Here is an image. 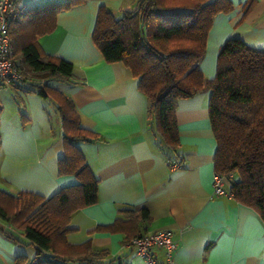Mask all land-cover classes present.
I'll return each mask as SVG.
<instances>
[{
  "label": "crops",
  "instance_id": "crops-1",
  "mask_svg": "<svg viewBox=\"0 0 264 264\" xmlns=\"http://www.w3.org/2000/svg\"><path fill=\"white\" fill-rule=\"evenodd\" d=\"M53 0H16L30 8ZM218 13L207 35L199 66L205 78L215 74L219 46L230 37L264 48V0H255L243 16L241 4ZM136 0H86L60 11L55 28L38 38L47 54L72 64V75L58 88L79 113L81 127L99 135L76 145L99 180L97 201L75 211L66 234L70 244L91 242L105 249L109 264H144L122 232L97 230L126 209L148 210L150 220L139 223L141 234L170 229L177 248L174 264H264V220L250 206L229 195H212L216 140L208 116V92L177 100L175 117L179 145L165 147L150 126L148 98L138 78L120 61H105L91 34L99 6L113 13L133 9ZM37 83V81H35ZM31 80L0 82V189L16 195L31 191L44 197L77 182L58 173L63 155L62 127L57 103L27 90ZM24 115V118H21ZM182 157V166L169 161ZM230 174L225 187L230 185ZM230 178V179H229ZM22 230L0 219V264L16 255L32 256L33 245ZM155 257L162 262L163 251ZM65 264H79L68 262Z\"/></svg>",
  "mask_w": 264,
  "mask_h": 264
},
{
  "label": "trees",
  "instance_id": "trees-1",
  "mask_svg": "<svg viewBox=\"0 0 264 264\" xmlns=\"http://www.w3.org/2000/svg\"><path fill=\"white\" fill-rule=\"evenodd\" d=\"M12 1L8 31L12 60L20 71L18 80L29 78L25 67L38 79L27 90L57 103L63 132L58 173L77 179L49 197L31 191L12 195L0 189V219L20 228L25 238L21 242L35 248L32 256L16 255L12 264H109L112 259L104 260L105 249H93L90 241L70 244L66 240L73 230L68 227L71 215L95 203L98 193L99 180L76 142L100 137L81 127L72 99L45 82L48 77L67 81L72 64L45 53L38 41L55 28L60 11L86 0H53L30 8ZM254 2L241 4L243 16ZM233 8L231 0H136L133 9L115 16L101 5L91 37L105 61L122 62L138 78V87L148 98L150 126L169 149L179 145L177 100L208 92V116L216 140L214 172L234 174L226 190L264 220V48L230 37L218 48L212 78H205L199 66L213 18ZM121 211H125L123 217L99 225L97 230L122 232L130 241L141 235L139 223L148 222L150 216L146 208Z\"/></svg>",
  "mask_w": 264,
  "mask_h": 264
},
{
  "label": "built area",
  "instance_id": "built-area-1",
  "mask_svg": "<svg viewBox=\"0 0 264 264\" xmlns=\"http://www.w3.org/2000/svg\"><path fill=\"white\" fill-rule=\"evenodd\" d=\"M12 0H0V82L10 83L20 78L18 66L13 62V43L8 31V15L13 11ZM172 169L182 166V157L174 156L169 161ZM225 175L214 173L212 195H229L225 188ZM129 244L140 256L144 264H174V252L177 248L174 234L170 229L156 230L133 237ZM163 251V261L155 257V251Z\"/></svg>",
  "mask_w": 264,
  "mask_h": 264
},
{
  "label": "rangeland",
  "instance_id": "rangeland-1",
  "mask_svg": "<svg viewBox=\"0 0 264 264\" xmlns=\"http://www.w3.org/2000/svg\"><path fill=\"white\" fill-rule=\"evenodd\" d=\"M24 71H25V74L26 75H29V78L27 79V80H31V81H38V79L37 78H35V77H33V76H31L30 75V73H29V71H27V69L24 67ZM40 81V80H39ZM48 85H50V86H53V87H55V88H64V81H62V80H56V79H53V78H51V77H48L47 79H46V81H45ZM236 177V176H235Z\"/></svg>",
  "mask_w": 264,
  "mask_h": 264
}]
</instances>
